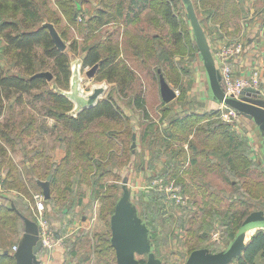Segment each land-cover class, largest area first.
Returning <instances> with one entry per match:
<instances>
[{"label": "trees", "instance_id": "1", "mask_svg": "<svg viewBox=\"0 0 264 264\" xmlns=\"http://www.w3.org/2000/svg\"><path fill=\"white\" fill-rule=\"evenodd\" d=\"M97 1L92 3L94 8L91 7L94 14L86 16L76 10L75 4H88V0H59L56 1V8L69 24L74 25L78 18L83 23L82 30L96 36L99 29L118 22L124 11L126 14L130 13L133 6L141 2L143 8L150 9L146 19L153 23L160 36L145 39V36L124 31L122 35L126 38L123 46L118 40H113L112 36L105 37L104 40L100 38L81 51L82 69L97 65L95 81L112 84L117 94L126 95L133 89L131 78L134 76L126 60L135 58L141 65L151 63L157 74L162 75L168 84L172 82L178 88L179 94L168 105L162 102L159 108L160 123L158 121L157 124H145L146 121L141 122L140 126L136 125L137 127L130 124L112 97L101 100L93 108L72 115L73 104L61 95V92L69 89L71 61L65 52H59L55 48L43 26L49 23L57 32L59 29V20L50 10L48 0H0V119L4 117L0 123V174L4 173L1 184L16 190L20 195L15 201L6 200L0 204V264H16L12 247H7L12 245L10 240L13 238V246H18L24 231L22 217L35 222L30 212L27 215L19 209L18 203L23 204L24 196L29 195L22 173L9 157L16 150L25 153L24 163L30 166L26 172L36 188H39L36 181H44L49 175L52 176L51 198L45 202L47 213L59 204H63L62 207H66L68 211L75 204L82 205L84 193L81 188L86 186V191H92L90 198L100 202V220L108 227L122 191L123 178L120 179V174L124 167L130 166V172L147 170L152 174L149 181L155 178L164 185L179 188L178 194L184 199L189 192L186 180L189 176L204 198L202 207L209 205L207 199L219 205L223 200L219 197L221 193L218 190L203 181V169L220 173L226 183L235 181L228 196L229 209L221 212L212 207L208 212L209 219L204 221L203 217L198 229H186L187 224L192 227L195 222L191 217L194 209L192 201H185L183 206L171 204L166 192L157 187L152 188L151 184L146 186V191L138 193L142 217L148 224L152 238L157 237L156 228L161 225L162 219L175 216V227L182 237V241L177 244L178 247L180 245L187 249V258L193 251L202 248H207L212 253L222 251L220 246L225 249L242 221L257 210L252 207L256 203L264 205V182L247 180L248 175L255 170H259L264 177V169L250 159L245 134L237 133L236 122H222L219 111L202 114L194 111L187 99L188 90L181 88L185 76L190 77L191 70L187 65L196 62L198 51L189 27L178 12L179 0ZM124 1L128 2V6L123 11ZM236 2L237 0L191 1L196 14L207 12L209 16H214L221 6L227 17L231 15L241 18L243 11ZM137 14L127 18L125 26L138 19ZM203 23L204 21H199L205 34L207 31ZM164 30L165 35L162 34ZM59 36L63 41L66 40L63 32ZM176 56L180 57L179 63H184L182 68L175 62ZM184 57H187V61ZM43 71L52 74L51 84L41 76ZM52 85L55 89H52ZM132 104L147 119L139 94H134ZM38 105V112L53 121L51 128H43L55 136L58 148L65 151V157L59 163L53 158H45L39 150L27 152L24 146L36 133L37 120L33 113ZM176 107L180 111H175ZM163 122H167L166 126L161 125ZM138 127L142 128L140 146L149 150L146 164L143 158L139 163L134 162L138 152L135 150L133 153L129 145L132 134ZM198 180L200 181L197 182ZM202 186L207 189L211 187L208 194L205 190L200 191ZM60 214L61 211H56L51 221L58 220ZM217 221L221 244L215 250H211L214 244L207 243L202 247L201 244L206 242L205 232L212 230ZM57 232L61 237V229ZM106 235H101L98 240L101 246L99 248L98 244L100 251L96 254L102 258L114 253ZM181 237L172 233L174 239ZM157 247L155 245L156 256H159ZM70 255L75 256L76 252L72 250ZM257 259H264L262 230H257L250 237L241 257L235 259L233 264H257Z\"/></svg>", "mask_w": 264, "mask_h": 264}, {"label": "rangeland", "instance_id": "2", "mask_svg": "<svg viewBox=\"0 0 264 264\" xmlns=\"http://www.w3.org/2000/svg\"><path fill=\"white\" fill-rule=\"evenodd\" d=\"M56 1L59 0H48V4L50 10L54 12L55 18L59 20L58 34H60V32H63L64 35H66V40L63 41L66 45L65 53L70 58L71 62L76 59L82 60V55L80 54L81 51H83V49L86 46L88 45L90 46L94 44L96 41L100 40V38L104 40L105 37L112 36L113 40H118L119 44L123 46L124 45L123 40L126 37L125 35L124 36L122 35V31H126L129 34H134V35L139 34L141 37L145 36V39L160 36V34H158V30L155 29V27L153 26V23L152 22L150 23V21L146 19V14L147 13L149 14L151 12L150 9H147V7L143 8L144 5L141 2L135 4L133 6L134 9L130 13L126 14L127 12L124 11V9L125 8L127 9L128 2L124 1L122 3V10L124 11L123 14L124 16L122 15V18H120L118 22L112 23L110 25H105L104 27L101 28V30L99 29L98 35L91 36L88 31L85 32L82 30L84 29V27H82L83 23L81 24L80 19L77 18V21L75 22L74 25L69 24V21L56 8L57 7ZM88 1H90V3L88 4L87 3L80 4L79 2L75 4L76 10L81 11L82 15L84 16L94 14L93 9H91V7L94 8L92 3L98 2L97 0H88ZM191 1L193 2L195 0H191ZM260 2L263 3L262 0L261 1L256 0V5H259ZM145 6H147V4ZM178 12L182 14L183 20L185 21L189 29H191L190 21L186 18V10L183 6L182 0H179ZM135 13H138L137 14L138 19L134 20L132 23H129L128 26H125V21L128 20L127 18L133 16ZM195 15H197L196 17L198 21L201 20L204 21L203 17L209 16L207 12L202 13L201 15L199 13L197 14L195 13ZM204 24L205 23H203V25ZM110 29H112L113 32L109 33ZM207 31L210 32L209 28H207ZM162 34L163 35L166 34L165 30L162 31ZM236 42L240 43L239 40H237ZM174 60L178 64L179 68H182V66H184V63H179L180 57L176 56ZM184 60L187 61V57H184ZM126 64L134 75L131 78L132 79L131 87L133 88L132 91H128L126 95H119L117 94V90L115 89V86L112 84H108V90L104 99L107 97H112L116 105L123 112L124 116H126V118L129 119L130 124L132 125L135 124V126L136 125L140 126L141 122L136 121L134 117L144 116V115L142 114L141 111L135 109L132 104V98L134 94L135 93L139 94L140 97L142 98L143 106L148 116L145 117L147 118L145 124L150 122H152L153 124H157L156 122L158 121L160 123L159 108L161 107L162 100L159 92V82H158L159 74H157L154 71L155 67L151 63H148L146 65H141L140 63L136 62L135 58H129L128 60H126ZM188 67L190 70H192L193 64L192 65L188 64L187 68ZM91 68L82 69V77L84 79L82 87L84 90H89V88L93 84L102 83V82L98 83L95 81L94 79L95 74L91 79L86 78V72L89 71V69ZM43 73L49 76L48 82L51 84L53 81L52 74L48 71H43ZM188 77L189 76H185L183 80L188 81ZM168 85L170 86V88H172L175 91L176 95L179 94L178 88L172 82L171 84L169 83ZM181 88L187 90V85L185 82H182ZM191 100L194 101L196 99L191 98ZM39 108L40 107L38 105L37 110L33 113V115L37 120V124H36L37 130L35 131L36 133L28 142H25L24 146L26 147L27 152L33 150H39L43 152L44 156H46L45 158H49L50 160H52V154L54 152V149L58 148L59 144L56 143L55 136L52 135L51 132L47 131L46 128H43V126H46L48 129L51 128L53 125V121L43 117V115L40 112H38ZM17 110L19 109L17 108ZM3 119L4 117L0 119V123L3 121ZM166 124L167 122H163L161 125L166 126ZM134 134L136 136V144L134 147V151L135 150L138 151V155H135L134 158V162L136 163L139 162L141 158H148L149 150L147 151L146 149H143L141 147L142 145L139 146L137 144V142L140 144V136L142 134V128L138 127L134 132ZM137 134L140 136L138 137ZM129 145L130 147L132 145L131 139ZM24 154L16 150L14 153L9 154V157L11 158L13 164L17 166L18 171L22 173L23 178L25 180L24 181L25 184L24 183L23 184L25 185L29 195V197L24 196L25 198L22 201L23 204L18 203L19 209H21L27 215L30 212L31 216L34 217L33 195L35 193L42 194V191L39 188H36L34 184H32V181H30V177L26 172L30 166L24 163ZM120 159L122 160L123 156H121ZM130 168L131 167L128 166V167H124L121 170L120 179L123 178V180H126L127 184L123 185L122 184L123 182L121 183L122 191L119 200L121 197L126 198L127 202L134 208L135 211L134 218L137 225L143 223L145 227L148 229V241L151 245V252L155 256V258L159 259L162 264H171L174 263L175 261L179 264L182 263L184 264L187 259V255H186L187 249L181 248L180 245L178 247L179 242L182 241V237L175 227V216H171L169 219L166 218L162 219L161 225L156 228L157 230L156 238H152L148 224L144 221V218L142 217L141 207L138 203V193L146 191L148 189L146 188V186H150V184L152 185V181L158 179L152 178L153 180L149 181L152 174L150 173L146 174L145 172H141L137 170L130 172ZM203 173H204L203 181L210 184V186L213 187L214 190H218L221 193L219 197L222 198L223 200L219 205L216 204V202H214L213 200L206 198L207 201L209 202V205H207L206 207H202L204 198L200 196V194L198 193L199 190L194 186V184L190 180V177L188 176L186 180H187V184L189 185V192L186 193L185 201L186 203L192 201L194 204V209L191 212L192 213L191 217L194 218L195 222H193L192 227L187 224L186 229H190V228L198 229L200 224L202 223L203 217H204V221H207L209 219L208 212L211 211L212 207H215L217 210H220L221 212H225L226 210L229 209L228 196L233 189V184L235 181H232L231 183H226L224 179L221 177L220 173L209 172L204 169H203ZM3 179H4V173L2 172L0 174V188H1L0 204L6 200L15 201L20 196L16 190L2 186L1 182ZM120 179L118 181H120ZM247 180H251L253 182H260V181L264 182V177L260 174L259 170H255L252 171L250 175H248ZM199 181L200 180H198L197 182ZM210 188L207 189L206 187L202 186L200 191L205 190V192L208 194ZM81 192L84 193L82 199V205L75 204L71 211H68L66 207H62L63 204H59L58 206H55V208L53 209L55 212L56 210L61 211L58 220L51 221V213H54V211L52 210L49 213H47L45 209L44 215L49 224V228L59 237L60 235L58 232L56 233V231L59 230L60 225L58 226V224L59 222H61L60 234L62 235L61 236L62 238L60 237L57 239L55 235V238L56 240L59 241V243L50 253L49 260L51 261L53 260L55 262L54 264H116L114 253H112V255L110 254V256H108L107 258H102L101 256H98L96 254V252L100 251V249L98 250V244H99L98 240L100 239L101 235L104 236L107 234L106 236L108 238V241L111 242V231H110L111 218L109 219V227H108L107 225H105V223H103L100 220V202L98 200L96 201L90 198V196L92 195V191L91 190L86 191V186H84L81 188ZM45 202L46 201L44 200V204ZM252 208L257 209L253 212H259L264 216V205L262 203H256V205ZM62 215L63 218L66 219H62L61 218ZM69 221H71L70 224ZM172 233H175L178 237L181 238H175V239L172 238ZM220 236L221 233L219 228V221H217L212 230H207V232H205L206 242L201 244V246L205 247L207 243L214 244V248H211V250H215L216 247L219 244H221L219 243ZM13 239L10 240V242H12V245L8 246L7 248L14 247L13 242L15 241ZM154 240H156V242ZM155 245L158 246L157 250L159 251V256H156ZM100 246L101 244H99V248ZM67 248L69 249V251ZM203 249H207V248H203ZM220 249L224 250L222 246H220ZM72 250L76 252L75 256L70 255V252ZM137 260L145 261L146 257H137Z\"/></svg>", "mask_w": 264, "mask_h": 264}, {"label": "water", "instance_id": "3", "mask_svg": "<svg viewBox=\"0 0 264 264\" xmlns=\"http://www.w3.org/2000/svg\"><path fill=\"white\" fill-rule=\"evenodd\" d=\"M182 2L186 10V18L191 24L195 46L204 64L206 80L212 97L223 106L235 111L239 117L247 118L260 125L264 130V100L260 90L246 88L238 98L225 96V91L220 82V75L210 55L208 41L195 15L192 3L190 0H182ZM43 26L47 29L55 48L59 52H65L66 45L54 26L52 24H44ZM70 65L69 89L61 92V95L73 104L71 114L77 115L84 110L95 107L103 100L108 90V84L106 82L93 84L89 90H84L82 87L84 82L82 60H73ZM97 68L96 65L89 69L86 72V78L91 79ZM41 76L49 81L47 74H41ZM158 82L162 102L168 104L174 101L177 97L176 93L170 88L162 75H159ZM52 89H55L54 85H52ZM131 141V149L134 152L136 144L134 133ZM51 179L52 176L49 175L44 181H36L45 201L51 198ZM122 184L126 185V180H123ZM134 217V208L127 202L126 198L121 197L110 220V244L115 253L116 264H162L151 252L148 229L143 223L137 225ZM22 219L24 231L17 250L13 253V258L16 264H40L37 259V254L41 251L37 223L28 218L22 217ZM257 230L264 231V216L259 212H252L242 221L232 241L224 250L218 253H212L208 249L193 251L184 264H233L235 259L241 257L250 240L251 233H255ZM136 257H146V260L142 263Z\"/></svg>", "mask_w": 264, "mask_h": 264}, {"label": "crops", "instance_id": "4", "mask_svg": "<svg viewBox=\"0 0 264 264\" xmlns=\"http://www.w3.org/2000/svg\"><path fill=\"white\" fill-rule=\"evenodd\" d=\"M262 2L263 3L260 2L259 5H256V0H237V6L243 11L241 18L233 17L231 15L227 17L221 6L215 11L214 16H206L203 18L205 30L207 31V28L210 30V32H205V36L217 72L220 73L222 67L227 65L231 68L233 75L236 77L256 79L259 85L258 89L264 100V0H262ZM110 32H113L112 29H110L109 33ZM123 32L124 31H122V33ZM190 35L194 40L191 29ZM237 40L240 41L242 46V52L240 55L230 58L227 56L216 59L215 55L220 52L222 48L231 45ZM193 43L195 45V40ZM183 82L187 85V99L194 111L200 114L214 110L218 111L221 103L217 102L209 91L204 64L199 57V54L197 55L196 62L193 64L188 81L183 80ZM191 98L196 100L192 101ZM175 111H180V109L176 107ZM134 119L138 122L146 121L143 116H135ZM235 130L237 133L245 134L250 148V159L255 163L257 162L260 167L264 169L263 128L247 118L240 116L236 121ZM137 136L139 137L140 135L137 134ZM137 144L140 146L138 142ZM64 157V150L58 148L54 149L52 154L54 161L59 163ZM143 160L146 164L148 158H143ZM141 172L149 174L147 170H142ZM54 214H56L55 211L54 213H51V217L54 216ZM61 218L66 219L63 217ZM59 225V229H61V222H59L58 226ZM251 234V236H253L254 233ZM40 259L44 264L55 263L53 260L46 261V258L43 255L40 256ZM256 263L264 264V259H257ZM171 264L179 263L175 261Z\"/></svg>", "mask_w": 264, "mask_h": 264}, {"label": "built area", "instance_id": "5", "mask_svg": "<svg viewBox=\"0 0 264 264\" xmlns=\"http://www.w3.org/2000/svg\"><path fill=\"white\" fill-rule=\"evenodd\" d=\"M242 52V46L239 42H234L229 46H226L218 52L215 57H234L240 55ZM220 82L225 91L226 97H234L238 98L240 94L246 88H252L258 90L259 85L256 79H246L242 77H236L233 75L231 68L227 65L223 66L220 70ZM220 115L219 119L222 122L227 124L235 123L238 119V114L229 109L222 104L218 109ZM152 188L157 187L158 190L166 192L168 196V202L174 204L176 206H183L185 204V199L178 194L179 188L174 189L172 185H164L160 180L152 181ZM1 190V188H0ZM34 206H33V214L35 218V222L38 226V236L41 243V254L37 258L41 264H44L40 259V256L43 255L46 258V261L50 259V253L52 250L58 245L59 241L55 238V233L49 228V224L45 218V204L44 198L41 193H35L33 195ZM17 246L12 248V253L16 252Z\"/></svg>", "mask_w": 264, "mask_h": 264}, {"label": "flooded vegetation", "instance_id": "6", "mask_svg": "<svg viewBox=\"0 0 264 264\" xmlns=\"http://www.w3.org/2000/svg\"><path fill=\"white\" fill-rule=\"evenodd\" d=\"M56 235V234H55ZM56 238L58 239V238H60L58 235H56ZM62 238V237H61ZM40 240V239H39ZM41 252V251H40ZM38 253L37 254V258L39 257V255L41 254V253ZM114 255H115V253H114ZM137 258V257H136ZM116 260V259H115ZM187 260V259H186ZM142 263H144L145 261H141ZM40 264H41V262H40Z\"/></svg>", "mask_w": 264, "mask_h": 264}, {"label": "bare ground", "instance_id": "7", "mask_svg": "<svg viewBox=\"0 0 264 264\" xmlns=\"http://www.w3.org/2000/svg\"><path fill=\"white\" fill-rule=\"evenodd\" d=\"M250 235V234H249ZM248 237V236H247Z\"/></svg>", "mask_w": 264, "mask_h": 264}]
</instances>
